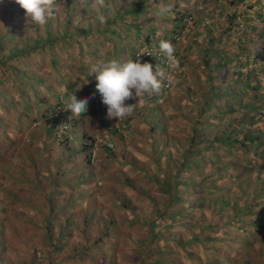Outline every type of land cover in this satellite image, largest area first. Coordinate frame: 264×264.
<instances>
[{"label":"rangeland","instance_id":"1","mask_svg":"<svg viewBox=\"0 0 264 264\" xmlns=\"http://www.w3.org/2000/svg\"><path fill=\"white\" fill-rule=\"evenodd\" d=\"M215 1L220 2L221 10L219 12L215 10L216 15L208 17L214 12ZM230 1L233 4H230ZM184 2L177 0V11L180 16L207 17H201L205 19L202 23L195 19L193 23L183 28L186 33L179 48L183 60L181 74L169 91L156 96L153 102L145 103L128 117L130 121L124 135L110 137L116 153L127 158L133 167L107 165L104 151L98 153L97 163L92 166L86 165L82 154L75 155L78 148L61 152L58 138L56 140L52 135H47L45 139L46 158L39 159L35 155L33 159H28L37 145L36 140H43L44 127L41 128V125L34 128L31 134L32 143L23 145L18 139L10 147L6 157H2L0 206H5L3 198L9 196L8 205L20 200L23 207L17 209L12 226L11 221L0 210L2 223L0 264H47L49 260H52V264H78L80 259L75 258L76 260L72 261L70 256L75 254L76 246H82L85 241L91 243L102 237L105 224L103 213L106 211V204L103 201L106 202L108 199L111 205H116L114 201L116 194L114 195L113 191L125 196L122 202L131 201L133 212L140 218L147 216L151 218L153 211L164 210L161 201L163 196L153 191L154 184L148 180L149 176L145 177L144 172L150 174L158 166L161 168L178 166L177 148L183 142L190 144L189 160L186 162L190 170L188 173L177 174L175 178L179 181L184 178L191 194L182 197L176 208L169 206L168 212L181 211L180 216L187 224L186 228L175 226L162 230L154 237L155 243L152 246L144 236L145 227L136 229L121 224L120 233L116 238L110 233L98 245L99 249L83 253L87 255L84 258L87 261L89 259L96 261V264H156V258H143L140 257L141 253L146 247L155 248L157 245H163L161 250L164 252L158 264H264V170L260 168L264 161V63L254 62L253 59L254 50L259 47L256 42L264 48V37L262 40L257 39L263 25L255 15V12L264 14V4H256L249 0H198V4L191 10L188 9L190 4ZM233 10L237 12V18L231 22ZM167 16L164 15V18L167 19ZM155 18L153 15L150 16V20ZM157 20V29L159 26L165 28L170 23L168 21L170 19L164 23L160 19ZM229 24L227 34L222 35V31L225 32ZM163 31L136 29L129 46L141 45L145 34L152 36L154 33L155 37L160 39ZM217 35L221 38L212 48L217 50L207 55L211 61L221 54L236 58L237 54L231 56L234 46L239 50L242 46L243 50L240 58L236 60L237 64L223 63L221 68H217L219 70L211 71L209 74L204 70L200 59L206 57L204 49L209 46V37ZM76 39L78 38L70 39L71 53L76 50ZM5 46L10 47L11 44ZM122 51L119 50L117 53ZM82 55L85 53L76 54V64L68 73L83 77V72L77 66L79 59L85 60ZM74 62L73 56L70 55L71 67ZM88 62L89 58L86 56V63ZM91 63L93 59H90V63L84 68L89 74ZM14 65L19 74L25 71L29 73L26 65L23 67L19 63ZM217 65L218 62L212 67ZM251 67L254 73L248 71ZM216 72L222 77L215 75ZM247 73L253 76V81L246 79ZM208 76L210 86L215 88L214 95L218 97L216 99L207 98L204 92L197 90L202 86L199 79H207ZM83 81H86L85 77ZM242 83H247L249 87L245 89ZM252 86L258 87L256 92L251 91ZM253 93L257 96L255 97ZM139 100L140 98L137 101L134 99L133 102L126 104H134ZM199 101L206 102L208 111L203 114L204 119L199 118L197 120L199 123H196L195 118L200 115L198 113L201 109V106L197 105ZM137 111L139 113L135 115ZM103 114L108 119L106 107ZM88 121L90 126L84 129L87 134L93 138L98 136L105 138L108 135L94 120L90 118ZM107 121L110 124L116 120ZM57 126L56 122L54 127ZM29 128L31 127L22 129L19 135H26ZM225 131L232 135V139L239 138L240 144L236 142L227 146L219 145L215 138H220ZM252 137L257 138L253 140L255 145L250 143ZM204 138L209 144L202 145L199 147L202 151L196 152L195 143ZM36 153L40 155L38 149ZM5 162L11 166L2 170V164ZM134 167L142 171H135ZM116 171L130 180L139 194L128 191L124 185L115 182V185L111 182L110 186L102 183L108 175L114 176ZM169 172L172 170L169 169ZM7 175H11V179ZM51 178L55 182L54 185L50 182ZM155 179L161 181L159 175ZM79 184L80 188L74 191ZM51 189L58 195L49 194ZM186 189L187 186L182 191ZM83 190H87L89 203L96 204V206L92 204L95 208L88 213H85V210L90 208L88 200L86 204L85 201L77 203L79 198H83L81 194ZM224 200L228 205L219 210ZM252 204L253 206H250ZM30 205L33 207L30 211L23 209ZM45 206L48 207L47 212L42 213ZM113 212L115 215L122 214L116 206ZM239 212H244L241 215L245 216L242 218L243 223L231 224L232 214ZM87 221L90 227L86 224ZM95 223L98 224V228L94 227ZM203 227L205 228L202 229ZM197 231H201L198 235L201 245L189 243L181 246L182 242L188 241L189 237L198 233ZM80 232L87 236L81 235ZM170 237L179 241L168 243ZM55 243L58 249L61 248L60 252L58 251V260L48 258L49 251ZM32 253H34L32 259L27 257V254ZM185 254H189V258H186Z\"/></svg>","mask_w":264,"mask_h":264},{"label":"clouds","instance_id":"2","mask_svg":"<svg viewBox=\"0 0 264 264\" xmlns=\"http://www.w3.org/2000/svg\"><path fill=\"white\" fill-rule=\"evenodd\" d=\"M65 1L67 0H0V29L4 20L7 23H18L19 29L13 34L11 41H18L16 45L21 51L13 54L11 46H4V49L9 50L8 58L11 64L19 63L21 67L26 65L29 70L24 76L27 80L19 81L16 84L18 87L13 89L12 99L21 103L15 109L10 108L2 113L0 102V154L4 153L3 157H6L10 147L18 139L23 145L32 143L31 134L36 126L39 128L41 125V128L44 127L43 140H36L37 145L28 159H33L35 155L39 159H45L47 154L45 139L48 137L46 128L49 126L47 120L51 119L50 123L54 125L57 122L58 126L48 135L54 136L56 140L58 138L61 152L78 148L75 155L82 154L84 161L86 159V165L92 166L98 162V153L104 151L105 162L110 165L113 163L108 162L107 156L116 152L110 137L124 135L129 125L128 117L136 109L145 103L153 102L156 96L170 90L182 70L183 60L179 48L186 33L183 28L193 23L195 19L202 23L205 19L201 17L207 16L193 18L180 16L177 11V0H74L76 5L84 3L88 7L83 14L69 20L71 28L77 33V36L70 37L61 35L60 22L57 23L61 18L59 11ZM181 1L190 4L188 9L191 10L198 4V0ZM182 7L185 9V5ZM12 12L20 15L22 19L13 17ZM68 14L72 15L71 10ZM148 14L150 15L147 16ZM151 15L156 18L150 20ZM164 15H168L167 19ZM140 16L143 17L139 18ZM157 19L163 23L170 19L168 20L170 23L165 28L159 26L157 29ZM142 28L144 31L164 30L162 38L157 39L154 33L152 36L145 34L141 45L130 47L131 36L136 33V29ZM76 37L78 38L76 50L71 53L70 39ZM119 50L123 51L117 53ZM78 53H85L82 55L85 60L79 59L77 66L83 72L86 81H83V77L68 73V70H73L76 64L75 56ZM70 55L75 61L73 67L69 63ZM86 56L89 58L88 63ZM237 58L240 56L237 55L235 59ZM90 59H93V63L89 74L84 68L90 63ZM166 69L171 71V75ZM165 80L168 82L167 88H164ZM16 93H19L23 100ZM138 98L140 100L137 107V103L126 104L133 102L134 99L137 101ZM25 107L30 110L26 112ZM105 107L107 118L116 121L108 124V119L103 114ZM138 113L137 111L135 115ZM90 118L108 134L105 138L103 136L93 138L84 131L90 126L88 121ZM28 127L31 128L26 131V135H19L22 129ZM37 149L40 155L36 153ZM117 155L116 153V157ZM57 158L61 159L58 156ZM107 178L114 179L110 175ZM102 183L104 184V180ZM81 194L83 198H79L80 202L77 200V203L85 201L86 204L89 195ZM93 205H90L88 212L95 208ZM46 207L42 213L47 212ZM106 207L103 213L104 222L107 223L104 217L106 214L112 216L111 220L115 222L113 220L115 214H108L114 210V206ZM31 208L33 209L32 206ZM115 224L119 225L117 221ZM87 244L89 243L85 241L84 245ZM54 246L57 248V243ZM60 249L53 258L59 259ZM83 249L84 247L71 255L74 256V261L75 258H84L80 256L85 253L82 252Z\"/></svg>","mask_w":264,"mask_h":264},{"label":"trees","instance_id":"3","mask_svg":"<svg viewBox=\"0 0 264 264\" xmlns=\"http://www.w3.org/2000/svg\"><path fill=\"white\" fill-rule=\"evenodd\" d=\"M242 1H245V0H242ZM249 1H254L256 4H264V0H249ZM215 4V9H214V12L213 13H210V15H208V17H211V16H214L216 15L215 14V10L217 12H219L221 10V5H220V2H217L215 1L214 2ZM230 4H233V2L230 1ZM88 6L84 3H80L78 5L75 4V1L74 0H67L65 1V4L61 7L60 11H59V14L61 16L59 22H60V26H61V35L62 36H70V37H74V36H77V33L75 30H73L70 26V23H69V20L74 18V17H78L80 16V14H83L86 10ZM71 10L72 12V15H69L68 14V11ZM57 11V10H56ZM144 12V11H143ZM237 12L235 10H233L231 12V22L234 21V19H236L237 17ZM13 15V17L21 20L22 18H20V15H18L17 13L15 12H12L11 13ZM218 15V14H217ZM255 15L259 18L260 20V23L263 25L259 32H258V35H257V39L258 40H261L263 37H264V14H259V13H256L255 12ZM218 17V16H217ZM12 18V17H10ZM18 23L16 22H12V23H7L5 20H4V23L2 25V28L0 29V102L2 103V107H1V112L4 113L6 112L7 110H9L10 108H14L19 105L21 103V101L19 102H15L13 99H12V94H13V89L17 88L18 86L16 84H18L19 81L21 80H27L25 79V75L27 74V72L23 73V74H19L18 75V72H16L17 70V67L16 65H13L10 63V60L8 58L9 56V50H6L4 49V46L6 43H10L11 44V50L13 52V54H17L21 51V49H19L16 45V42H12V36L13 34L19 29ZM230 28V24L227 26V28L225 29V32L222 31V35L223 34H227L226 32L229 30ZM219 34V31L218 33ZM208 36V34H207ZM221 36L220 35H217L216 37H209V46L204 49V53H206V57L200 59V63L203 65V68L205 71H207V73L210 74L211 71H216L217 68H221V66L223 65V63H226V62H235L236 64L238 63V61H236L237 59L235 58H231V57H227V55L225 54H221L220 56H217V57H214L213 61H211L210 57H207V55L209 53H212L213 51H216V50H213L212 48L215 47L219 40H220ZM256 44L259 46L256 48V50H254V55H253V59H254V62H259V63H264V48L261 47V45H259L258 42H256ZM236 50V51H235ZM243 50V47L241 46L240 50L238 49L237 46H234V49L231 56L233 54H237L238 56L241 55L240 53L242 52ZM229 59H232L233 61L229 60ZM216 62H218V65L215 66V67H212ZM245 64H246V61H245ZM243 64V65H245ZM250 73H254V69L251 67V69L248 70ZM250 73H247L246 74V79L248 80H251L253 81L254 78L253 76H250ZM206 75V74H205ZM215 75H218L219 78L222 77L221 74L219 73H215ZM199 82L202 84V86H200L197 90L198 91H201V92H204L205 95H207V98H213L215 97L218 98L217 96L214 95V90L215 88L211 87L210 84H209V76L206 78H203V79H199ZM243 87L245 89H247L249 87V85L247 83H242ZM206 86V87H205ZM205 88H207V90H204ZM256 86H252L251 87V91L253 92H256ZM186 90L188 91V85H186ZM18 95V97L20 99L23 100V97L21 95H19V93H16ZM253 95L256 97L257 95L255 93H253ZM197 99V98H196ZM197 105L201 106V109L199 111L198 116H196L195 120H196V123L199 121H197L199 118L200 119H204V113H206V111H208L207 109V106H206V102H198ZM30 110V108L28 107H25V111L28 112ZM50 120L51 119H48L47 122H48V127L46 128V135L50 134L52 129L54 128V125L53 123L51 124L50 123ZM127 121H130V120H127ZM195 128V127H194ZM238 132V131H236ZM231 134H229L228 132H224L220 138H215V140H217L218 144L223 146H227L229 144H232V143H236L239 142V138L237 139H232L231 138ZM257 140V138H250V143H254L253 140ZM179 142V140H176ZM207 142V140L204 138V139H201L198 143L196 142L195 143V150L196 152L198 151H202V149H200L199 147H202V145H205ZM209 144V143H208ZM256 143H254L253 145H255ZM5 145V144H4ZM210 146V145H209ZM189 147H190V144L185 143L183 142L182 144H180L177 148V159L179 161L178 163V166L176 165H171L170 167H167L165 166V168H161V167H156L155 171H153L152 173L148 174L147 172H144V175L145 177L149 176L148 177V180L153 183L154 187H153V191L158 194V195H161L163 196V205H164V210H155L153 211V215L151 218H148L147 217H142L140 218L137 214H135L133 212V204L131 201L127 202V201H123L122 202V199L125 200V196L121 195V194H118L116 193L115 191H113V194L115 195L114 197V201H115V204L114 206L117 207V209H120L122 214L120 215H114V218L113 220L118 224H120L122 222V225L123 224H128L129 226H133V228H143L145 227V233H144V236L145 238L147 239V241L149 242V245H152L155 243L154 241V237L158 234V233H161L162 230H166V229H171L175 226H178L180 228H186V223L185 221H183L182 217L180 216L181 214V211H173L170 213V211L168 212L169 210V206H171L172 208H176V204L179 203L180 201H182V197L184 196H189L191 194V192L189 191V186L188 184L186 185V182H185V179H181L180 181L178 179H176V175L177 174H184L185 172H189V165H186V162L189 160V155H190V152L188 151L189 150ZM83 148V147H82ZM155 151H153L154 153ZM4 153H1L0 154V157L2 159ZM87 157V156H86ZM107 160L108 162H111L117 166H132L131 163L128 161L127 158H123L121 156V154H118L117 157H116V152H113L111 154H109L107 156ZM86 161V159H85ZM88 162V160H87ZM6 169H9V165L8 163H3L2 164V170L3 168ZM133 167V166H132ZM262 170H264V161L262 162V165L260 167ZM135 171H138V172H141L142 169L140 168H135ZM169 169L172 170V172H169ZM159 175L160 178H161V181H156L155 177ZM9 177V179H11V175H7ZM114 179L111 178H106L104 180V185L105 186H110L111 182L114 184V182L116 184H119V185H124L126 188H128L127 190L128 191H133L134 193L136 194H139L138 192V189H136L134 187V185L130 182V180H127L126 177H124V175H122L121 173H119L118 171H116V173L114 174ZM264 181V180H263ZM213 183V181H211V184ZM66 185V183H65ZM187 186L188 189H186V191H182V189ZM55 188V186H52ZM72 188V187H71ZM75 188V187H74ZM80 188V184L78 187H76L75 189H73L74 191H76V189ZM83 193H86L87 190H83L82 191ZM115 192V193H114ZM53 193V190L51 189V192L49 194H52ZM53 194H56L55 192ZM48 195V194H47ZM46 195V197H47ZM89 197V196H88ZM5 199V206H0V210L4 213H6V218L9 219V221H11V226L13 225L14 221L13 219L16 218V212H17V209L18 208H21L23 207V205H20V200L18 202H15L13 204L8 205V200L10 199L9 196H4ZM89 200L90 198H88V204L89 206L92 205V204H95V203H89ZM78 202H80V200H78ZM107 206H111V202L110 200L106 199V202L103 201ZM122 202V203H121ZM228 205V202L226 200H224L221 205H220V208L219 210L222 208V207H225ZM113 206V205H112ZM250 206H253L250 205ZM47 208V207H46ZM107 208V207H106ZM23 209H26L28 211H30L31 208V205L30 207L26 206L24 207ZM173 210V209H172ZM88 212V208L86 209V212ZM64 213V212H63ZM244 212H239V213H235V214H232V220L230 221L231 224L233 223H238V222H241L243 223L242 221V218L245 217V216H241L243 215ZM248 215V213L246 214V216ZM107 223L104 224V229H103V235L102 237H99V238H96L95 240H93L91 243L87 244V245H84V249L82 252H86V249L87 250H95V249H99L98 245L100 243H102L103 239L108 236L110 233L111 235H113V238L117 237L120 233V229H116V224H114L115 222H113L111 220V217L112 216H108L107 214L104 216ZM57 220V219H56ZM144 224V225H143ZM2 226V223H0V227ZM10 226V228H11ZM64 226V225H63ZM205 227H203L202 229H204ZM164 230V231H165ZM49 232V230H47ZM80 231V230H79ZM198 233H196L194 236H191L188 238V241H184L181 243V246H186L187 244L189 243H195L196 245H201V243L199 242L198 240V235L200 234L201 231H197ZM0 233H2L0 231ZM81 235L83 236H87L86 234H84V232H80ZM58 237V235H56V238ZM175 240H178V239H174L173 237L169 238L167 240L168 243H171V242H175ZM179 241V240H178ZM160 243V242H158ZM162 244V243H160ZM163 245L161 246H155V248H152V247H146L145 248V251L143 249L142 253H141V256L140 257H143V258H156V264L160 263V256L162 255V253L164 251H162ZM57 248L56 246H52L50 251H49V258H53V257H56L57 256ZM144 252V253H143ZM32 254H27V257L29 258H33ZM83 255V256H82ZM80 256L82 257H85L86 255L84 254H81ZM189 254H185V257L186 258H189ZM72 260L74 259V256H71ZM159 259V260H158ZM50 263H51V260H49ZM168 261V260H167ZM168 262H171V261H168ZM176 262V261H175ZM49 263V264H50ZM96 264V261H92L91 259H89V261H87V259L85 258H82L80 259V262L78 264ZM173 263V262H172ZM32 264V263H31Z\"/></svg>","mask_w":264,"mask_h":264},{"label":"crops","instance_id":"4","mask_svg":"<svg viewBox=\"0 0 264 264\" xmlns=\"http://www.w3.org/2000/svg\"><path fill=\"white\" fill-rule=\"evenodd\" d=\"M50 182H51V184H53V182H52V178L50 179ZM90 211H93V210H90ZM108 214H114V212L112 211L111 213L109 212ZM105 216V215H104ZM139 216V215H138ZM140 217V216H139ZM88 223V222H87ZM89 224V223H88ZM87 224V225H88ZM115 224V223H114ZM122 224V222L119 224V225H117L116 226V228H119V226ZM126 226H128V227H131V226H129L128 224H126ZM89 227H90V224H89ZM94 227H96V228H98L99 226H98V224H94ZM136 229H138V228H136ZM79 244H82L81 242H79ZM83 246H84V244L81 246V245H78V246H76L75 248H77V250L76 251H79V249L80 248H83ZM92 264V263H91Z\"/></svg>","mask_w":264,"mask_h":264},{"label":"built area","instance_id":"5","mask_svg":"<svg viewBox=\"0 0 264 264\" xmlns=\"http://www.w3.org/2000/svg\"><path fill=\"white\" fill-rule=\"evenodd\" d=\"M166 71L171 75V71L169 69H166ZM164 88H167L168 87V82L165 80L164 81Z\"/></svg>","mask_w":264,"mask_h":264}]
</instances>
